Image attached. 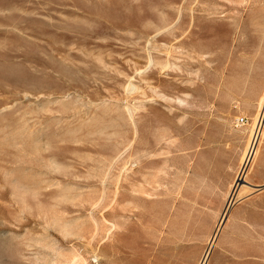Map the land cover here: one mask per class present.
<instances>
[{
    "label": "rangeland",
    "instance_id": "rangeland-1",
    "mask_svg": "<svg viewBox=\"0 0 264 264\" xmlns=\"http://www.w3.org/2000/svg\"><path fill=\"white\" fill-rule=\"evenodd\" d=\"M79 255L264 264V0H0V264Z\"/></svg>",
    "mask_w": 264,
    "mask_h": 264
},
{
    "label": "built area",
    "instance_id": "built-area-1",
    "mask_svg": "<svg viewBox=\"0 0 264 264\" xmlns=\"http://www.w3.org/2000/svg\"><path fill=\"white\" fill-rule=\"evenodd\" d=\"M247 124V119L245 117H240V118H237L236 120V125L238 127H242V126H245Z\"/></svg>",
    "mask_w": 264,
    "mask_h": 264
},
{
    "label": "bare ground",
    "instance_id": "bare-ground-1",
    "mask_svg": "<svg viewBox=\"0 0 264 264\" xmlns=\"http://www.w3.org/2000/svg\"><path fill=\"white\" fill-rule=\"evenodd\" d=\"M96 256H97V255H96ZM75 257H76V256H75ZM75 257H74V258H75ZM78 257H79V259H82V260H83V258H81L82 256L79 255ZM77 259H78V258H77ZM77 259H76V260H77ZM83 261H84V263H85V260H83ZM83 261H82V262H83ZM76 262H77V261H76ZM80 263H81V262H80ZM80 263H79V264H80ZM84 263H82V264H84ZM77 264H78V263H77ZM85 264H86V263H85Z\"/></svg>",
    "mask_w": 264,
    "mask_h": 264
}]
</instances>
